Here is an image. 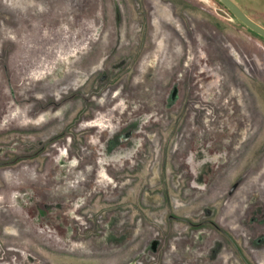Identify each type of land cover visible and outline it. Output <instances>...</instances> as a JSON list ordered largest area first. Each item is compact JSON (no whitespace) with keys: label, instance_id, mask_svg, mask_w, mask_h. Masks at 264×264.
<instances>
[{"label":"rangeland","instance_id":"rangeland-1","mask_svg":"<svg viewBox=\"0 0 264 264\" xmlns=\"http://www.w3.org/2000/svg\"><path fill=\"white\" fill-rule=\"evenodd\" d=\"M216 10L0 0V264H264V39Z\"/></svg>","mask_w":264,"mask_h":264},{"label":"water","instance_id":"water-1","mask_svg":"<svg viewBox=\"0 0 264 264\" xmlns=\"http://www.w3.org/2000/svg\"><path fill=\"white\" fill-rule=\"evenodd\" d=\"M217 1H219L228 11V13L237 21H239L243 26H245L247 29L264 39V27H262L261 25L253 21L250 17H248L233 0ZM216 13L225 19L230 18V15L223 10H216Z\"/></svg>","mask_w":264,"mask_h":264},{"label":"trees","instance_id":"trees-1","mask_svg":"<svg viewBox=\"0 0 264 264\" xmlns=\"http://www.w3.org/2000/svg\"><path fill=\"white\" fill-rule=\"evenodd\" d=\"M69 186H70V185H69ZM251 204H252V203H249V205H251ZM189 243H190V242H189ZM186 244H187V243H186ZM188 246L190 247L191 245H188ZM179 252H180V254H182L181 251H179ZM179 252H178V253H179ZM183 254H184V253H183ZM184 255H185V254H184ZM188 260H189V259H188ZM188 260H187V261H188Z\"/></svg>","mask_w":264,"mask_h":264}]
</instances>
